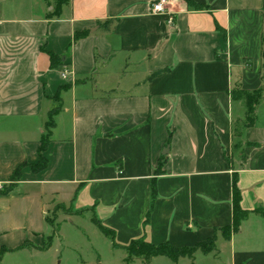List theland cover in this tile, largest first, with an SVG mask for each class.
<instances>
[{"label":"crops","instance_id":"1","mask_svg":"<svg viewBox=\"0 0 264 264\" xmlns=\"http://www.w3.org/2000/svg\"><path fill=\"white\" fill-rule=\"evenodd\" d=\"M157 1L0 0V189L21 168L0 198V252L42 248L59 208L90 213L121 246L192 248L232 227L237 175L250 215L231 241L217 232L216 253L151 264H264V92L251 127L236 93L264 90V0H168L156 14Z\"/></svg>","mask_w":264,"mask_h":264},{"label":"trees","instance_id":"2","mask_svg":"<svg viewBox=\"0 0 264 264\" xmlns=\"http://www.w3.org/2000/svg\"><path fill=\"white\" fill-rule=\"evenodd\" d=\"M115 22L114 21H107L104 23H98V26L100 30L104 33H110ZM89 35V31H84L82 33H78L75 35L74 40L78 41L82 38H85ZM263 55H264V37H263ZM50 62H51V68L57 69L62 66V58L59 56L50 53ZM170 69H162L155 73H152L145 82H151L157 78H161L167 74L170 73ZM264 90H258L253 93H247L244 91H237V95L243 98L246 102V123L248 127H251L254 125L256 121V109L262 99ZM236 95V96H237ZM56 114V111H52L49 115V121L47 124V129L51 130L54 128V116ZM50 134L51 131L48 132V134L42 139L41 145L39 148V162L36 165L31 166L32 170L36 173L44 171L48 166V161L46 157L44 156L45 151L47 150V146L50 142ZM237 146V145H236ZM165 164V159L160 161L157 175H160L163 173V167ZM21 180V168L18 169L13 177H12V184L9 186H5L2 189H0V198L8 197L12 194L14 191V187L18 182ZM157 199V186H156V180L154 179L152 181V204L151 207L153 208L155 201ZM241 192L238 188V178L237 175H234L233 177V212H234V222L232 227H227L224 229L217 230L215 235L211 237L209 240L203 243L197 244L195 247L192 248H176L170 245L169 243H163L160 245H153L151 243H148L145 239H139L136 241L131 242L128 246H121L116 244L115 240V232L104 227L97 219L93 218L92 222L93 224L98 228V230L105 235L107 238L111 240L113 243V247L119 250H122L126 252L127 259L126 262L130 264L134 260H141L145 264H151L152 260L154 258H167L171 260L174 263H178L180 260L184 259H190L194 261L196 254L201 252L205 255L216 253L217 250V232H220L223 236V238L230 242L231 238L234 234L238 233L241 229L242 223L248 218L250 215L249 212L242 209L241 206ZM151 212V211H150ZM257 214L262 216L264 218V210L262 208H258L256 211ZM150 214H148L147 220L150 217ZM51 249V242L46 245L45 248L41 249L40 251H48ZM2 250L0 252V261L3 257Z\"/></svg>","mask_w":264,"mask_h":264},{"label":"rangeland","instance_id":"3","mask_svg":"<svg viewBox=\"0 0 264 264\" xmlns=\"http://www.w3.org/2000/svg\"><path fill=\"white\" fill-rule=\"evenodd\" d=\"M91 220L90 213L59 208L48 216V227L38 231L45 239L42 248L31 255L3 252L0 264H128L126 252L114 248ZM50 242V250L40 251Z\"/></svg>","mask_w":264,"mask_h":264},{"label":"built area","instance_id":"4","mask_svg":"<svg viewBox=\"0 0 264 264\" xmlns=\"http://www.w3.org/2000/svg\"><path fill=\"white\" fill-rule=\"evenodd\" d=\"M168 4V0H158L156 3L152 5L153 13H165V7ZM169 23L173 24V19H169Z\"/></svg>","mask_w":264,"mask_h":264}]
</instances>
